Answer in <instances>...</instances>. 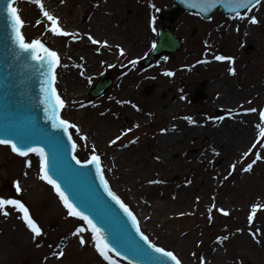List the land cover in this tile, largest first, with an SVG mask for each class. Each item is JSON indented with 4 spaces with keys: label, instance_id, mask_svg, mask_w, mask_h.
Returning a JSON list of instances; mask_svg holds the SVG:
<instances>
[{
    "label": "rangeland",
    "instance_id": "374dc122",
    "mask_svg": "<svg viewBox=\"0 0 264 264\" xmlns=\"http://www.w3.org/2000/svg\"><path fill=\"white\" fill-rule=\"evenodd\" d=\"M101 1L71 0L69 10L58 16L60 26L68 32H74L79 37L77 40L71 39L70 36L53 34L50 29L46 30L50 22L43 17L33 0L26 1L29 5L27 12L24 10L27 5L24 7L18 5V14L26 22L21 31L27 41L39 38L47 47L56 50L60 56L61 62L56 69L58 82H55V86L65 101L62 118L80 129V132H77L75 128L70 127L72 139L76 143L77 158L84 161L90 155H98L103 164L104 174L113 176L115 172L127 173L129 171L127 163L140 150V157L132 162L134 165L132 168L141 165L143 159L151 162L147 164H152L147 165V172L141 175L145 179L144 183L137 184L141 186L145 182L148 184L150 178L165 173L166 170L162 160L154 162L152 159L143 158L147 155L150 136H156L162 125L159 115L153 112L147 124L135 128L130 126L133 117L128 115L119 117L113 111L109 112L108 123L100 125L94 121L100 118L108 108L124 107L126 111L135 113V110H138L144 103L154 104L159 98L169 101L168 92L160 91L159 80L161 78L169 81L175 92L179 93L181 89L187 91V110L195 111L198 107L201 108L205 121L210 123L220 120L221 117L227 118V109L207 106L210 101L209 86L216 75L217 66L207 72L204 79H199L197 76L192 77L182 88L178 86L176 77L181 65L200 57L206 49L205 35L213 29L218 31L216 33L218 40L208 43L210 44L208 49H211L214 55L219 50L217 55L224 56H227L226 54L230 51L234 54V58L236 50L228 49L226 44L229 43V37L223 31L228 24L237 26L238 31H241L242 23L259 9V5L253 6L249 17L244 20L239 19L236 14L224 16L218 11L213 13L212 18L207 21L196 15L181 14L172 28L174 34L181 40L182 48L175 53L156 58L150 67H144L141 60L149 54L157 39V29L163 25L157 20V12L163 6L170 7L172 0H145L144 3L151 9V13L146 16H127L126 26L117 22L115 16L106 14L102 16L105 28L94 30L97 28L93 26L87 30L85 24L89 19V14L85 12L84 17L79 13L72 16V10L79 3L91 6ZM34 10L35 15L32 13ZM50 11L58 12L57 9ZM244 12H241V15ZM152 17H155L154 21ZM37 19H40L42 23L37 25L35 23ZM193 27L195 30L192 29ZM71 28L73 31H70ZM153 28L156 30L153 31ZM89 35L100 43L94 44L92 40H89ZM262 40H264V35H262ZM104 41H107V44ZM109 44L113 46L110 47ZM117 45L128 48L121 53ZM97 48L100 50L102 48V51L105 49L107 57H101L100 60L97 55L100 52L96 51ZM85 54L91 55L92 58L87 61L77 60L78 56L84 58ZM113 56H118V60L114 61ZM123 58L127 59V65L122 63ZM130 61L134 63H129ZM226 62L224 60L223 64L226 65ZM228 68L226 67L223 73L232 78ZM62 70L65 73L70 72L78 81L69 90L71 96L68 99L60 87L59 75ZM165 70H171L174 75H165ZM102 73L111 78V84L102 96L94 98L89 91L95 86ZM255 73L264 75V62L258 61L251 66V74ZM202 82H205L206 98L191 102V97ZM150 85L153 86L150 93L145 94V87ZM248 98L253 100L250 104H243L242 108L246 109L255 104L256 106L261 105V111L264 110V92L260 93L255 90L253 97L245 95L237 101ZM120 101H125V103H120ZM219 111L222 114L216 115ZM80 118L86 119L83 120L82 126ZM247 126L252 133L246 142L232 144L230 151L224 152L226 162L215 169L205 188L195 191L185 204L164 208L156 214L155 219L142 222V226L139 224L141 231L153 243L158 247H163L166 251L173 252L181 264H201V257H203V264H207L208 251L211 247H214L218 254V260L212 264H264V158L261 159L260 156L251 170H243L248 163L256 159L257 153L260 155L261 150H264V135H261L264 119L259 113ZM117 136L121 137L120 140L115 144H110L109 141L115 140ZM134 139L136 142L129 143ZM123 145L127 146L124 156L118 155L117 158H113V151H120L115 150V147ZM245 152H249L248 156H244ZM34 157H38V154L29 153L27 157H22L15 155L9 146L0 144V195L21 200L42 230L40 235L33 239L34 234L22 219L23 213L11 205L6 206L8 215L4 216L0 212V264H111L100 255L96 247L100 242L94 238L96 234L91 232L82 219L69 215V209L63 204L54 187L42 179L40 165H33ZM195 160L196 156L190 150L182 152L178 159V164L181 166L178 165L176 171L166 178L169 184L175 189L184 188L187 176L192 171L203 169L196 165ZM26 161H31V166ZM130 176L140 175L131 174ZM17 182L21 188L19 192L16 191ZM259 182H263V186H257ZM114 186L116 187L113 189L115 194L123 199L124 204L129 203L132 212L137 215L138 210L135 203L128 195L130 191L133 192L138 187L129 189L125 185L119 187L114 184ZM253 204L259 207L253 214V221L250 224L248 216L252 214ZM220 208L225 209L227 215L220 212ZM179 213H184V215H179ZM76 227H80L82 232L73 236L71 233ZM256 229L260 231L256 233L254 239L251 232ZM80 235L84 237V244L80 243ZM217 236L227 237V239L217 240ZM61 249L64 255L55 256L54 253ZM108 255L116 260L117 264H128L110 251Z\"/></svg>",
    "mask_w": 264,
    "mask_h": 264
},
{
    "label": "bare ground",
    "instance_id": "6f19581e",
    "mask_svg": "<svg viewBox=\"0 0 264 264\" xmlns=\"http://www.w3.org/2000/svg\"><path fill=\"white\" fill-rule=\"evenodd\" d=\"M144 1L145 0H102L91 6L79 3L78 6L72 10V16L74 17L79 13L84 17L83 13L85 12L89 14V19L85 24L87 30L91 29L93 26L97 28L94 30L105 28V21H103L104 17L102 16L106 14L115 16L117 22L126 26L128 22V20H126L127 16H146L151 13V9ZM43 3L49 11L57 9L58 12L52 11V13L56 16H60L69 10L71 0H64L62 4L60 0H43ZM27 4L28 2H26V0H17L13 6L18 8V5L24 7ZM28 6L29 5L24 9L26 12L29 10ZM32 13L35 15L36 11L34 10ZM252 15L258 18L260 21L258 24L249 23V18L242 23L241 31H238L237 26L232 24H228L223 31V33L225 32L229 37V43L226 44L228 49L236 50V56L233 61L225 60L227 61L225 65V63L223 64L224 61H217L213 58L219 52L218 50L214 55L211 53V49H208V46H210L208 43L218 40V34L216 35L218 31L213 29L208 31L205 35L207 50L205 49L197 60L189 63L185 62L181 65L176 77V80L178 79V86L182 88L192 77L197 76L199 79H204L207 72L217 66L216 75L209 86L210 101L207 103V106H217L227 109V118L220 119L216 122L211 121L210 123L205 121L202 117L201 108L198 107L195 111L187 110V91L181 89L180 92L177 93L172 89L169 81L161 78L159 80L160 91L165 90L168 92L169 101L165 98H159L154 104L151 102L144 103V105H139L140 107L138 110H135V113L126 111L124 107L108 108L104 111V114H101L100 118L94 121L100 123V125L108 123L110 119L109 112L113 111L119 117L124 115L133 117L130 126L135 128L136 126L147 124L153 112L159 115L162 125L156 133V136H150L149 139L151 140L148 142L147 155L143 158L152 159L154 162L158 160L163 161L164 169H166L165 173L158 174L149 179V181L161 182L151 184L145 182L144 185L137 186V184L144 183L145 179L141 177V175L147 172V165H152L147 164L151 162L143 159L141 165L132 168V166H134L132 162L140 157V150L137 151L135 156L127 163L129 169L127 173L121 174L115 172L113 176L104 174L112 190L116 188L114 184L119 187L125 185V187L129 189L138 187L135 191H130L128 196L135 203L138 210L136 217L141 226L142 222L155 219L154 217L156 214L162 209L175 205H183L191 199L195 191H201L205 188L209 179L213 176L215 169L226 162L224 152H229L232 144L245 143L252 133L247 125L260 113L261 105L256 106L254 104L250 106L249 108H255L256 111L248 112L242 108V105L250 104L253 99L237 100L244 98L245 95L253 97L255 90L260 93L264 92V75L260 73L251 74V66L255 62H264V40H262V35H264V0L259 5V9ZM70 31H73L72 28ZM136 34H138V32ZM109 46L112 47L113 44H109ZM126 48L128 47L123 48L124 51H126ZM102 50L101 48L99 51L100 54H97L100 60L101 57H107L106 50ZM80 55L83 56V54ZM226 55L231 57L234 56L230 51H228ZM81 56H78L77 60H79ZM91 58V55L85 54L84 61ZM113 60L117 61L118 56H113ZM126 60V58L122 59L124 65L128 64ZM197 61L201 62L197 63ZM226 67H234L236 69L235 74H231L232 78L223 73ZM59 77L62 92L66 99H68L71 96L69 90L77 84V78L72 76L70 72L65 73L63 70ZM57 82L58 77L56 79V83ZM58 93L60 94V92ZM78 94H80V92ZM187 116H191L197 123L189 124L185 119ZM83 120L81 118L79 119V121H81V126ZM172 125H176V127L173 128ZM161 128L167 129V131L162 133L160 131ZM126 149V145L115 147V150L120 151H113V158H117L118 155L123 157L127 151ZM213 149H216V151L214 152ZM189 150L196 156V165L198 167H203V169H197L192 171L189 175L187 174L185 187L175 189L169 184L166 178L176 171L178 165H180L178 164L180 154L182 152H188ZM260 156L261 159L264 158L263 149L261 150ZM157 157H159V159H157ZM32 162L34 163L33 165L39 166L40 157H34ZM204 165H207V167H204ZM131 174L140 176H130ZM126 181L128 182L126 183ZM263 182H259L257 186H263ZM214 249V247H211L208 251L207 264L215 263L218 260V254Z\"/></svg>",
    "mask_w": 264,
    "mask_h": 264
},
{
    "label": "water",
    "instance_id": "95a60500",
    "mask_svg": "<svg viewBox=\"0 0 264 264\" xmlns=\"http://www.w3.org/2000/svg\"><path fill=\"white\" fill-rule=\"evenodd\" d=\"M174 1L176 3L171 8L160 9L158 16L160 20L173 23L177 16L186 10L197 12L206 18L217 7L222 14L235 13V10L222 3H218L210 12H204L202 6L196 4V0ZM3 2L4 0H0V139L12 140L17 143V147H25L17 141V137L24 142H33L26 145L27 147L44 148L45 157L50 160L49 176L60 185L75 210L83 212L97 228L102 229L100 233L102 240L115 248L120 255L141 264H170L166 258L158 256L148 247L147 241H143V237L136 231V223H133L120 203L108 194L100 178L101 167L98 171L96 163L76 164L77 159H73V142L68 138L69 133L64 131L63 126L52 127L54 112L60 118L61 108L55 105L54 97L52 103L46 100L42 87L45 84L43 74L45 70L40 67L39 61L32 58L31 53L24 57L15 38L7 5ZM180 47L178 38L168 26H165L160 29L157 44L144 60V65L149 66L155 56L173 53ZM48 76L50 80V72ZM109 84L110 79L102 75L91 94L93 96L102 94ZM48 87L50 89L53 84H49ZM204 97L202 85L192 100ZM55 123L59 124V120ZM47 132L52 136L61 137L60 143L49 147L48 137L44 135ZM126 205L131 210L129 203Z\"/></svg>",
    "mask_w": 264,
    "mask_h": 264
},
{
    "label": "snow or ice",
    "instance_id": "6c2138e0",
    "mask_svg": "<svg viewBox=\"0 0 264 264\" xmlns=\"http://www.w3.org/2000/svg\"><path fill=\"white\" fill-rule=\"evenodd\" d=\"M13 2H14V0H4L3 4L7 5V11L10 14L12 27L15 31L16 41L18 42L19 47L22 50L24 57L26 58L29 55V53H31L32 58L39 61L40 67L45 70L43 73L44 78H45V84L42 87H43V90L45 92L46 100L49 103H52L53 102L52 98L54 97L55 105L58 108H63L65 106V101L57 93L56 88L51 87L49 89V87H48L49 84H54L56 79H57V73H56L55 69L57 68L58 65H60V62H61L60 56L56 50H53V49L47 47L46 44L39 38H33V39H31L30 42L26 41L25 35L21 31V26L24 25L26 22L18 14L19 9L15 6H13ZM33 2L35 3V5L38 6L43 17H45L46 20L50 22V24L47 25L46 30L50 29V31L53 34H62L63 36H66V37L70 36L71 39H73V40L79 39V37L74 32H68L63 27L60 26V23H59L60 18L58 16H56L55 14H53L52 12H50L49 10H47V8L45 7L42 0H33ZM60 3L61 4L64 3V0H60ZM218 3H222L226 7L235 10L236 16L239 17V19L244 20L246 17H249V12H250L252 6L253 5H260L261 0H196V4L198 6H202V11H204V12H210L211 9L214 8ZM153 7H154V5H153ZM244 8L249 9V11H245L243 13V15H241V13L238 9H244ZM206 18L211 19L212 17L209 15ZM152 20L154 21L155 17H152ZM259 22L260 21L258 20V18L255 15L250 16L249 23L258 24ZM35 23L37 25H39L42 23V21L40 19H37L35 21ZM152 30L155 31L156 29L153 28ZM88 38H89V40H92V42L94 44L100 43V41H98V40H93L91 35H89ZM104 43L107 44V41H104ZM205 44H207V41H205ZM117 47L119 48L121 53L124 52V49L122 47H120L119 45H117ZM153 47H155V43H153ZM96 51L99 52L100 49L97 48ZM39 53H43V54L41 55ZM213 58L217 61H224V60L233 61L234 60L233 57L224 56V55H215ZM80 59H84V58L81 57ZM165 59H167V57H165ZM200 62L201 61H197V63H200ZM129 63H134V61H130ZM235 71H236V69L234 67L228 68V72L230 74H235ZM49 72L51 73L50 80H49V76H48ZM164 74L169 75V76L174 75V73L171 70H165ZM81 75H83V73H81ZM120 103H125V101H120ZM127 103H131V101H127ZM245 111L255 112L256 109L255 108H248V109H245ZM260 117L262 119H264V110L260 111ZM185 119L188 121L189 124H196L197 123V121L194 120L191 116H187V117H185ZM220 119H223V117H221ZM53 120H54V122L52 124L53 128H60L61 126H63L64 131L68 132V127L70 126L72 128H75V130L77 132H80V129L75 124L70 125V122L68 120L60 119L58 116L55 115V112L53 115ZM56 120H59V124L55 123ZM172 127L175 128L176 125H172ZM160 131L163 133V132L167 131V129L161 128ZM44 135L48 137V146L49 147H51L55 144H58L61 141V137L52 136L50 132H47ZM261 135H264V132H262ZM68 138L72 139L71 133H69ZM120 138H121L120 136H117L115 138V140L109 141V143L115 144L116 141L120 140ZM16 139L20 144L25 145V147H17V143H14L12 140H8V139H0V144L10 145L11 150L15 153H18L22 157H27L29 155V153L38 154V156L40 157V169L43 172L42 179L48 181L49 184H51L55 187V190L57 193H59L61 200L64 202V204L67 206L68 209H71V211L69 212V215L82 216L83 219L88 221V224L92 226V231L97 234L94 238L97 240H102L103 237L100 236L102 229L97 228L95 226V224H93L92 220L87 215H85L83 212L76 211L74 208V205L67 199L64 192L61 190L60 185L56 182V180L52 179V177L49 176L48 172L50 171V160L45 157L44 148L39 147V146L27 147L26 145L31 144L33 142H24L22 139H19L17 137H16ZM134 142H136L135 139L132 141H129V143H134ZM72 147H73V149H75V147H76L75 141H73ZM213 151L215 152L216 149H213ZM249 151H251V149H249ZM248 154H249V152H245L244 156H248ZM73 159H75V157H73ZM157 159H159V157H157ZM259 159H260V155H259V153H257L256 159L252 160L251 163H248L246 165V168H244L243 170H245V171L251 170L253 165ZM99 161H100V157L98 155L93 154L90 161L84 160L83 163L84 164L96 163L97 164V170L99 171L100 170ZM26 163L29 166H31V161H26ZM80 163H81L80 160H76V164H80ZM233 167H235V165H233ZM100 178L103 181L104 187L108 191V194L110 196H112L113 199H115L118 203H120L121 207L124 208L125 212H127L128 216H130L132 218V221L135 224L136 223V217L133 216L131 211H129L128 206L126 204H124L123 201H121L120 198L108 187V181L104 179L102 173H101ZM157 182H161V181H152V180L148 181V183H150V184L151 183H157ZM20 190H21V188H20L19 182H17L16 183V191L19 192ZM197 199H199V198H197ZM8 205L15 207L16 209L19 210V212L23 213L22 219L26 222L27 228L30 229L32 231V233L34 234L33 239H35L38 235H40L42 230L38 226L37 221L35 219H33L32 216L29 214L28 207H26L25 204L23 202H21V200H19V199L5 198L4 195H0V212H2L4 216L8 215V210L6 207ZM258 207H259V205H256V204H253L251 206L252 214H250L248 216V222L250 224L253 221V214L256 213V210ZM219 211L222 213H225V215H227V212L225 209L220 208ZM179 215H184V213H179ZM209 219L211 220V216L209 217ZM136 231L139 232L141 237H143V241H147L148 247L152 251L154 250L153 252L155 254H158V256H162V257L166 258L167 262L170 259L171 261H175V264H181V261L179 259H177V257L173 254V252H171V251L166 252L163 247H158L146 235H144L143 232H140L138 225L136 226ZM237 231H241V230L237 229ZM250 231H251V229H250ZM259 231H260V229H256L255 231L251 232L254 239L256 238V233ZM81 232H82V229L80 227H76L75 230L71 234L73 236H76V235L80 234ZM79 239H80L81 244L85 243L83 235H80ZM216 239L222 240V239H227V237L222 238L220 236H217ZM96 247L99 250L100 255L103 256L104 260L110 261L111 264H117V261L114 260L110 255H108V251L109 250L115 251V248H112L107 242H104L103 244L98 243L96 245ZM54 255L57 257H62L64 255L63 249L55 252ZM117 255H119L118 252H117ZM200 260H201V264H203V257H201Z\"/></svg>",
    "mask_w": 264,
    "mask_h": 264
}]
</instances>
